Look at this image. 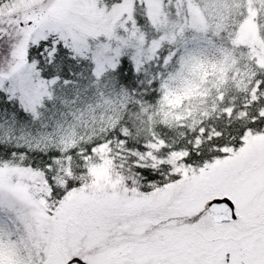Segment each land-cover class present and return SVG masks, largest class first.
<instances>
[{"label":"snow or ice","instance_id":"obj_1","mask_svg":"<svg viewBox=\"0 0 264 264\" xmlns=\"http://www.w3.org/2000/svg\"><path fill=\"white\" fill-rule=\"evenodd\" d=\"M251 8L264 25V0H33L0 19V264H264V68L243 104L159 150L124 122L70 147L43 119L58 89L83 114L163 88L238 47ZM114 144L128 170L113 158L97 179Z\"/></svg>","mask_w":264,"mask_h":264},{"label":"trees","instance_id":"obj_2","mask_svg":"<svg viewBox=\"0 0 264 264\" xmlns=\"http://www.w3.org/2000/svg\"><path fill=\"white\" fill-rule=\"evenodd\" d=\"M249 2L251 3L252 0H249ZM251 10L256 12L255 21L258 33L264 41V25L258 24L256 20L258 10L251 8L249 13ZM231 11L235 15L238 10L232 9ZM218 14L227 15L228 10L222 9ZM243 22L240 24L239 29ZM237 44L238 47L235 48L229 44L227 52L213 53V55H221L222 62L213 67L211 71H207L205 80L201 79V70L193 73L196 79L202 81L203 88L198 96L189 100L187 104L191 109L184 114L175 115L169 111L170 106L167 104L166 96L171 80L178 81L187 71L194 69L198 61L206 62L205 58H209L210 54L189 61L187 66L168 80L163 88L157 86L148 88L147 91L141 89L130 97L114 98L107 106V110L102 109L95 113L86 110L83 113L84 117L80 112L83 105L72 101V90L66 89L61 93L58 89L57 94L62 98L55 99L54 102L49 104L43 113V119L49 123L62 124L65 130L74 124L75 131L82 128L85 122L98 121L96 123L97 127L94 129L87 125L90 133L86 132L77 139L76 143L69 145L70 147L81 142L88 144L109 134L115 138L116 133L112 130L122 122L128 126L133 147H137L145 141L149 143L161 142L162 139L170 144L182 142L185 134L190 135L191 131L198 127L202 121H207L210 116L219 115L225 106L243 104L248 89H255L253 80L258 74V70L264 67L258 63L248 45L238 41ZM237 70L241 72L246 70L249 73L248 84L242 85L234 77ZM145 87L147 88V86ZM248 94L251 95L252 93ZM102 114L104 115V121L100 124L99 120ZM83 119L85 120L83 121Z\"/></svg>","mask_w":264,"mask_h":264},{"label":"rangeland","instance_id":"obj_3","mask_svg":"<svg viewBox=\"0 0 264 264\" xmlns=\"http://www.w3.org/2000/svg\"><path fill=\"white\" fill-rule=\"evenodd\" d=\"M32 2L33 0H0V13H3V15L0 16V19L6 20L9 16L22 15ZM193 13L200 21H203L199 8L194 7ZM255 15L256 12L251 10L239 29L237 41L248 45L257 58L258 63L264 67V41L258 33ZM85 30L87 31V28ZM6 47L7 40L0 41V49ZM209 56V58H205L206 62L198 61L197 66L194 69L187 71L178 81L171 80L166 100L168 101L167 104L170 106L169 111H171L172 114L181 115L186 111H189L191 108L187 103L192 97L198 96L202 91V81L196 79L195 76H193V73L201 70V79H206L207 71H211L213 67L222 62L221 55L210 54ZM206 65L209 66L206 67ZM234 77L237 78L238 82L243 85L248 84L250 75L246 70H243V72L237 70L235 71ZM103 116L104 115L102 114L101 119L99 120L100 124L104 121ZM84 120L85 119H83V121ZM97 122L98 121L95 120L91 123L85 122L83 127L77 131L74 130V124L70 125V127L64 132V135L67 138V144L72 145L76 143L77 139L86 132L90 133L87 129V125L88 127H91V129H94L97 127ZM155 144L157 146V150H159L162 145L161 142H156ZM119 147V145H113V148L109 149L108 146L105 145L97 148V154L103 157L101 161H94L92 163V171L97 179H106L109 176L110 171H115L113 158H115L116 164L120 165L123 171L128 170L126 154L122 156L119 151Z\"/></svg>","mask_w":264,"mask_h":264}]
</instances>
